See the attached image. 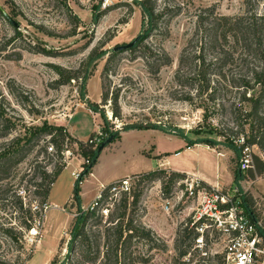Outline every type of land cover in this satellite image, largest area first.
<instances>
[{
  "label": "rangeland",
  "instance_id": "374dc122",
  "mask_svg": "<svg viewBox=\"0 0 264 264\" xmlns=\"http://www.w3.org/2000/svg\"><path fill=\"white\" fill-rule=\"evenodd\" d=\"M168 1L180 4L184 8L182 15L172 21L167 37L157 34L146 40L148 34L143 28L142 14L134 0H0V5L20 24L22 36L8 51L10 54L21 52V59L18 60L16 55L11 56V59L4 55L0 57V89L7 102L15 108L16 115L22 118L11 136L0 139V146L9 145L14 138L24 142L23 138L31 128L46 124L64 127L67 131L70 128L72 134L81 141L85 140L83 142L90 148H95L104 140L107 132H121L124 128L139 124H161L173 132V141L177 137L183 138L181 132L192 138L197 136L191 133L198 132L203 137L219 142L210 148L223 154L228 163L227 170L235 172L240 161L230 149L229 136L233 132L237 133V137L247 140L253 122L242 117L235 119L234 109L230 107L234 103L236 111L241 109L249 112L251 105L241 103L242 97L237 90L222 93L218 102L209 101V97L204 95L202 99L198 98L189 86H181L176 73L184 49L188 45L190 48L196 46L195 42L190 45V40L196 37V14L202 10L205 18L212 12L218 16H239L245 13L246 8L263 14L264 0H159V8ZM11 35L12 27L3 26L0 35L2 43ZM135 40L139 44L136 50L116 51L120 53L114 57L111 73L103 75L109 57L115 52L114 48ZM30 43L51 56L22 50ZM146 47L154 52L164 51L170 57L171 64L162 67L157 74L152 73L142 57ZM96 50L99 57L92 59V53ZM92 72L93 75L88 79ZM10 86L15 92L24 91L22 94L28 98L24 101L25 105L20 104L10 93ZM103 92H108L110 98L119 96L122 119L113 118L111 101L106 105L102 103ZM89 103L96 106L97 113L90 109ZM76 111L75 118L70 121ZM95 124H98V132L103 135L100 142L91 144L89 140L98 136V132L94 134ZM68 135L71 140L65 144L63 160L57 155L38 154L36 149L12 169L9 181L14 186L2 187L12 190L0 200V226L18 227L16 218L19 215L14 196H19L25 207L31 206L35 212L41 213V219L35 221L33 229L21 231L19 245L5 239L0 233L2 262L62 264L65 261L72 224L82 210L86 211L83 207L82 210L77 208L73 197L72 203H69L73 195L71 173L75 165L65 169L55 188L52 202L58 208L54 209L53 204L50 208L48 206L49 209L46 208L47 202L42 203L35 189L36 184L42 182L43 172L52 173L62 164L67 166L68 163L81 162L83 165L89 159L80 154L79 146L75 144L77 139L69 132ZM138 138L139 135L135 133H122L103 149L94 166V176L85 177L87 183H83V186L80 184L81 206L95 199L100 182L109 185L105 182L108 174L127 173L133 168L138 162L137 152L133 153ZM50 144V137H45L41 142L42 146ZM260 152L257 151L258 156ZM199 154L203 157L206 153L200 151ZM83 166H86L85 163ZM172 172L166 170L165 174L151 180H142L141 175L133 177L135 184L131 194L111 196L109 192L112 199L109 200V212L104 216V221L115 212L122 200L127 199L131 209L133 196L141 194L134 217L153 230L167 247L166 250H153V259L149 264H217V260L213 259L204 263L198 253L189 257L190 261L179 257L177 248L181 244L180 240L184 248L191 242V230L186 222L191 219L197 202L188 199L187 188L192 180L185 175L172 181ZM245 174L255 181L264 177V174H258L257 167L256 171ZM259 181L261 183L252 184L254 188L242 189L256 217L263 218V188H259L263 181ZM199 184L211 188L200 181ZM168 201L171 202L169 212L166 211ZM133 248L137 250L136 254L148 252L143 243ZM136 264L146 263L138 261Z\"/></svg>",
  "mask_w": 264,
  "mask_h": 264
},
{
  "label": "trees",
  "instance_id": "16d2710c",
  "mask_svg": "<svg viewBox=\"0 0 264 264\" xmlns=\"http://www.w3.org/2000/svg\"><path fill=\"white\" fill-rule=\"evenodd\" d=\"M158 1L134 0L135 5L142 14L143 28L146 29L148 34L146 40L153 38L157 34L167 37L172 21L183 13L184 8L178 3L168 1L162 8H159ZM204 13L201 10L195 16L196 37L190 40V45L195 42L196 46L190 48L188 45L184 49L179 60L176 79L180 81L181 86H189L198 98L202 99L204 95L209 97L207 100L218 102V97L222 93L237 90L242 97L241 103L251 105V111L249 112H244L241 109L236 111L237 108L234 103L230 107L234 109L235 119L242 117V119L253 122L250 136L244 145L239 144L240 138L237 137V133L231 132L229 136L231 139L230 149L234 151L240 161L244 146L256 144L261 152L264 153V13L258 14L252 8H246L245 13L239 16H218L212 12L205 18ZM3 26H11L13 35L9 39L6 38L7 40L3 43L0 37V57L4 55L6 58L11 59V56L16 55L18 60L21 59V52H12L13 54L8 52L9 47L15 45L17 40L22 38L21 33L18 28H15L6 20L0 11V35ZM138 45L135 43L130 50H136ZM191 49L192 52H189ZM22 50L51 56L45 50H38L31 43L22 48ZM145 50L142 53V57L152 73L157 74L162 67L171 64L170 57L164 51L162 53L154 52L147 47ZM119 53L113 52L109 57L104 67L103 75L108 76L111 73L114 57ZM98 57L99 54H97L96 50L92 53L91 58ZM228 68L229 72L226 71ZM234 72H237V74H234ZM181 73L183 74L182 77ZM91 75H93V72L87 78L89 79ZM9 91L20 104L25 105L24 101L28 100V98L22 94L23 90L15 92L13 86H10ZM248 94L250 95L248 96ZM109 101H111L113 118L116 120L122 119L119 96L116 95L114 98H110L108 92H103L102 103L106 105ZM91 104L89 103L90 109L97 113L96 106L93 107L94 105ZM218 105L221 106V104ZM28 112L30 113L31 111L28 110ZM16 113L15 108H12L7 102L5 95L0 89V139L8 138L17 130L18 123L22 121V118ZM133 129H158L173 134L172 131L161 126V124H139L124 128L121 132H107L106 138L101 140L95 148H90L83 141H75V144L79 146L80 154L90 159V164L84 166L80 179L76 180L74 184L73 200L79 210H82L79 194L80 184L85 177L92 173V169L97 164L102 152L99 150L101 145L111 136H115L116 139L121 136L122 132ZM104 131H106L105 128ZM191 134L197 136V138H192L187 133L181 132V136L186 140L187 148H191L196 144H206L210 147H215L219 143L201 136L198 132ZM45 137L51 138V143L57 151L56 154L51 155L48 153V145H41ZM67 138L71 140L68 131L64 127H53L46 124L42 127L31 128L23 138L24 142L14 138L9 145H1L0 200L4 199L3 197L7 196L12 190L2 187L14 186L9 181L13 168L21 164L36 149H38V154L43 153L46 156L57 155L60 160H63L64 156L62 153L64 152ZM255 163L258 174H264V161L260 156H255ZM65 168L66 165L62 164L58 165L52 173L43 172L42 182L36 184L35 189L36 195L42 198V203L48 201L52 186ZM165 173L166 170L158 169L141 175V178L142 180L156 179ZM171 175L172 181L176 178L185 177L184 174L177 172H172ZM245 176L239 165L235 171V182L238 183V180ZM236 186L240 188L238 184ZM240 189L244 192L242 188ZM109 190L110 188H106L102 193V206H105L109 201ZM14 197L16 198L18 209L17 214L19 215L16 219L21 230L16 226L8 227L3 225L0 226V233L5 239H9L19 245L22 235L21 231L33 229L35 221L41 219V213L35 212L31 206L25 207L23 200L19 196ZM140 197L141 194L133 196V202L130 205L132 206L131 209L128 200H122L116 207L115 212L108 216L107 221H104V215H101L100 210L96 212L82 210L72 224L69 252L62 264H136L138 261L149 264L153 259L151 254L153 250H166V244L158 238L157 234L134 217ZM240 200L246 214L253 217V210L247 195L243 194ZM189 234L191 242L186 248H184L180 240L181 244L177 248L180 258H184L192 246L194 235L193 232ZM139 243L146 245L147 254H136L137 250L133 247ZM0 264L6 263L0 260Z\"/></svg>",
  "mask_w": 264,
  "mask_h": 264
},
{
  "label": "built area",
  "instance_id": "2783aa9c",
  "mask_svg": "<svg viewBox=\"0 0 264 264\" xmlns=\"http://www.w3.org/2000/svg\"><path fill=\"white\" fill-rule=\"evenodd\" d=\"M102 133L90 139L91 144L101 140ZM70 141L66 139V143ZM245 138L239 139V144L244 145ZM48 153L56 154L53 144L48 145ZM257 151H261L258 145L244 146L239 165L242 172L256 171L255 156ZM68 152V151H67ZM63 156L65 153H62ZM260 157L264 161V153L260 152ZM90 164V160L83 162V165ZM82 165V166H83ZM84 169L73 172L75 180H79ZM137 177V176H135ZM264 177H260L261 179ZM134 178L129 177L109 186H102L97 198L90 204L86 211L96 212L100 210L101 215H108L109 201L105 206L101 205L102 193L106 188H110L111 196L119 194H131L134 186ZM264 200V188H263ZM188 199L197 202L191 219L186 222V226L193 232L192 246L184 259L190 261L193 254H200L203 262L217 260V264H264V210L263 218H257L253 210V217L246 214L241 204L240 197L245 194L240 188H205L199 181H192L187 188ZM109 198L111 200L112 198ZM171 202H167L166 211H170ZM259 204V203H258ZM48 208V205H46ZM38 207H36V210Z\"/></svg>",
  "mask_w": 264,
  "mask_h": 264
},
{
  "label": "crops",
  "instance_id": "0c3cea01",
  "mask_svg": "<svg viewBox=\"0 0 264 264\" xmlns=\"http://www.w3.org/2000/svg\"><path fill=\"white\" fill-rule=\"evenodd\" d=\"M76 113L77 111L70 117V121L75 118ZM99 128L100 127L98 126V124H95L94 134L98 132ZM68 132L73 138L80 140L72 134L70 128H68ZM122 133H124V135L127 133H135L139 135V138L135 145V149L133 151V153L137 152L138 154V162L134 166L132 165L133 168L127 173L114 172L108 174L106 176L105 182L109 185L125 178L140 176L142 174L160 169L184 174L188 176L190 180L200 181L205 185L210 186L211 188H238L236 184H238L240 188H254L252 184L261 183L259 180L263 181V183L260 184L259 188H264L263 178H258L259 180L255 181V179H251L250 177H248L247 174H245V177L240 178L238 180V183H236L235 172L227 170L228 163L225 157L222 156L223 154H218L216 150L211 149L210 146L206 144H196L191 148H187L186 140H184L183 138L177 137V139L173 141V134L169 135V133L158 129H133L129 130L128 132ZM151 134L153 136L149 137V135ZM200 151L205 152V155H209V157H206L205 155L202 157L199 154ZM69 165H75V168L71 173L72 177L74 171L83 168L80 162L76 164L68 163L65 169H67ZM63 172L58 177L56 183H54V185L52 186L50 196L47 201L49 208L52 204L54 205V209L58 208L57 205H55L52 201L54 197L55 188L57 187V184L63 176ZM93 172L94 168L92 169V173H90L89 177L94 176ZM73 181L74 182L71 186H73L74 189V184L76 182L74 177ZM85 182L87 183V179H85L84 182L81 183L82 186ZM102 186H105V184L103 182H100L98 186V194L101 192ZM98 194L96 195L95 199L97 198ZM83 195L85 194L83 193ZM72 197L73 195L71 196L69 203H72ZM95 199H93L90 203L86 205L83 204L82 207L86 210Z\"/></svg>",
  "mask_w": 264,
  "mask_h": 264
},
{
  "label": "water",
  "instance_id": "95a60500",
  "mask_svg": "<svg viewBox=\"0 0 264 264\" xmlns=\"http://www.w3.org/2000/svg\"><path fill=\"white\" fill-rule=\"evenodd\" d=\"M0 11L2 12V14L4 15V17L6 18V20L10 23V24H12L15 28H18V29H20V24L16 21V20H14L11 16H10V14L0 5ZM137 42V40H135V41H133V42H131V43H129V44H127V45H124V46H120V47H116V48H114V51L116 52V51H128V50H130L131 48H133L134 47V45H135V43ZM115 140V136H111L110 138H108L107 140H106V142H104L102 145H101V147L99 148V150L100 151H103V149L107 146V145H109L110 143H112L113 141Z\"/></svg>",
  "mask_w": 264,
  "mask_h": 264
},
{
  "label": "bare ground",
  "instance_id": "6f19581e",
  "mask_svg": "<svg viewBox=\"0 0 264 264\" xmlns=\"http://www.w3.org/2000/svg\"><path fill=\"white\" fill-rule=\"evenodd\" d=\"M35 234H36V233H35ZM35 234H34V235H35Z\"/></svg>",
  "mask_w": 264,
  "mask_h": 264
}]
</instances>
